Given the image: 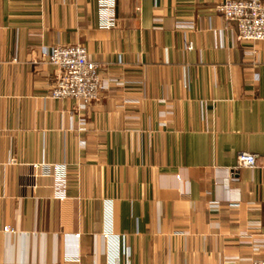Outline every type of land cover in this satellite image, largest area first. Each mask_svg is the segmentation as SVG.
Returning <instances> with one entry per match:
<instances>
[{
    "label": "crops",
    "instance_id": "obj_1",
    "mask_svg": "<svg viewBox=\"0 0 264 264\" xmlns=\"http://www.w3.org/2000/svg\"><path fill=\"white\" fill-rule=\"evenodd\" d=\"M219 1L114 0L106 28L98 0H0V264L259 257L264 41ZM73 43L107 84L83 108L48 97ZM238 151L256 166L231 174Z\"/></svg>",
    "mask_w": 264,
    "mask_h": 264
},
{
    "label": "built area",
    "instance_id": "obj_2",
    "mask_svg": "<svg viewBox=\"0 0 264 264\" xmlns=\"http://www.w3.org/2000/svg\"><path fill=\"white\" fill-rule=\"evenodd\" d=\"M98 12L103 25L111 27L114 14V0H98ZM214 10L223 19L235 22L236 40L240 42L264 41V2L260 0H220ZM48 64L54 67L55 77L48 90V97L71 98L78 107L83 108L92 103L107 84L99 77V65L86 57L83 45L79 43L62 44L51 47L47 53ZM114 78H109L112 80ZM256 155L247 151H238L235 166L255 167ZM2 231H10L7 226ZM109 233H102L107 238ZM78 237V233L74 234ZM259 257L250 258L247 264H264V243L257 247ZM127 264V263H126Z\"/></svg>",
    "mask_w": 264,
    "mask_h": 264
}]
</instances>
